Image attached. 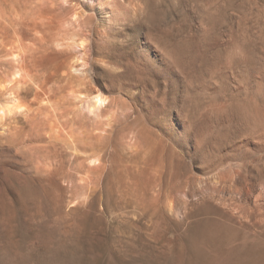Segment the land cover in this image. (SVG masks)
I'll use <instances>...</instances> for the list:
<instances>
[{"label":"rangeland","instance_id":"1","mask_svg":"<svg viewBox=\"0 0 264 264\" xmlns=\"http://www.w3.org/2000/svg\"><path fill=\"white\" fill-rule=\"evenodd\" d=\"M0 14L40 23L28 55L0 26V264H264V0H0ZM72 65L104 106L69 86ZM13 83L22 103L41 93L26 114Z\"/></svg>","mask_w":264,"mask_h":264},{"label":"bare ground","instance_id":"2","mask_svg":"<svg viewBox=\"0 0 264 264\" xmlns=\"http://www.w3.org/2000/svg\"><path fill=\"white\" fill-rule=\"evenodd\" d=\"M3 1V0H2ZM1 4H2V2H1ZM44 7V6H43ZM46 8V7H45ZM43 9V8H42ZM3 10V9H2ZM41 10V9H40ZM39 10V11H40ZM43 10H45V9H43ZM38 11V12H39ZM6 12V11H5ZM33 12V11H32ZM31 12V13H32ZM45 12V11H44ZM49 12V11H48ZM51 12V11H50ZM29 14V17H30V15L31 16H33L32 14ZM42 14H44L43 13V11L41 12ZM15 14V13H14ZM39 14V13H38ZM46 14V13H45ZM48 15H50V17L48 16ZM52 15L54 16V14H53V12H52ZM51 14H47L46 16H47V18L45 17V15H43L44 17H45V20H43V21H41V26L42 27H44V28H51L52 26H54L55 24H56V19H54L53 18V16H52ZM42 16V15H41ZM18 17V16H17ZM28 17V18H29ZM43 17V18H44ZM19 18V17H18ZM32 18V17H31ZM57 18H58V16H57ZM62 18V17H61ZM61 18H60V20H61ZM95 18V17H94ZM93 18V19H94ZM21 19V18H20ZM23 19V18H22ZM39 20H41V19H39ZM38 20V21H39ZM58 20H59V18H58ZM12 21H14V19L12 20ZM21 21V20H20ZM20 21H18V23L20 22ZM24 21V20H23ZM23 21H21V23H19L20 24V26H15V24H13V22H9L8 20H7V18L5 17V15L4 14H0V26L2 27V28H7L8 29V31H9V28H10V25L12 26V27H14V31H12V32H14L15 34V36H14V40H13V42L16 40L19 44H17V42H15L17 45H14V47H12V49L14 50L15 49V47L17 46V47H19L18 49H22L23 48V50H21L20 52H21V54L22 53H24L25 54V52H29L30 53V51L32 50V49H30V47H28L29 49H30V51L29 50H27L28 48H26V46H27V42H26V40H27V36H26V39H25V34H24V32H27V29H28V26L30 27V25L32 24V25H34V27H38L39 26V22H37V21H32V22H26V25L23 23ZM27 21V20H26ZM95 21V20H94ZM16 22H17V20H16ZM14 25V26H13ZM57 25V24H56ZM11 27V28H12ZM55 27H57V26H55ZM60 27H61V25H60ZM1 28V29H2ZM27 28V29H26ZM33 28V27H32ZM63 25H62V30H63ZM7 29H6V32H7ZM66 29V28H65ZM65 29L62 31V32H64L65 31ZM3 30V29H2ZM37 30V29H36ZM48 30V29H47ZM51 30H53V29H51ZM68 30V29H67ZM69 30H71V29H69ZM4 31V30H3ZM40 31V30H39ZM58 31V30H57ZM72 31V32H71ZM71 31H69L68 33H72V37H73V39H74V41L78 44H80V45H85L86 46V44L85 43H87V45H89L90 43H91V40H92V37H90V36H87V35H84V34H82L81 33V31L79 32L78 30H71ZM9 32H11V31H9ZM29 32V31H28ZM27 32V33H28ZM38 32V31H37ZM41 32H42V30H41ZM44 32V31H43ZM54 32V31H53ZM59 32V31H58ZM67 32V31H66ZM67 33V34H68ZM13 34V33H12ZM47 34V33H46ZM61 34V33H60ZM62 35V34H61ZM36 36V35H35ZM55 36V35H54ZM70 36V35H69ZM43 37H44V35H43ZM10 38V37H9ZM32 38H34V37H32ZM32 38H30V39H32ZM38 38H40L41 40H43L41 37H39L38 36ZM71 38V37H70ZM63 39V38H62ZM65 39H67V38H65ZM64 39V40H65ZM73 39H71V40H73ZM39 40V39H38ZM33 41L35 42L36 41V39L34 38L33 39ZM40 41V40H39ZM46 41H47V39H46ZM57 41H58V39H57ZM29 42H31L30 43V46L32 47V41L31 40H29ZM36 43V42H35ZM34 43V44H35ZM41 43V42H40ZM39 43V44H40ZM58 43V42H57ZM72 43V42H71ZM70 43V44H71ZM14 44V43H13ZM34 44H33V46H34ZM69 44V45H70ZM73 44V43H72ZM28 45H29V43H28ZM83 46H81V47H83ZM244 46V45H243ZM16 47V48H17ZM245 47V46H244ZM24 48L26 49V51H24ZM34 48V47H33ZM40 48V47H39ZM11 48H9V50H10ZM16 50V49H15ZM22 51H24V52H22ZM176 51H178V49L177 50H175V52ZM11 52V51H10ZM9 52V53H10ZM16 52V51H15ZM13 52L12 53V55L11 56H14L15 55V57H14V59L18 56V55H21L19 52ZM37 53V51H34L33 53L34 54H36ZM40 52V51H39ZM38 52V53H39ZM6 53V52H5ZM32 52H31V54H33ZM11 54V53H10ZM17 54V55H16ZM23 54V55H24ZM27 55H28V53H26ZM25 54V55H26ZM30 54V55H31ZM29 55V56H30ZM35 56V55H34ZM34 56H32V57H34ZM22 58L24 57V56H21ZM19 58L20 60L22 59V58ZM13 58V57H12ZM27 58H29L30 59V57H27ZM26 59V58H25ZM40 59V58H39ZM24 60V59H23ZM38 60V59H37ZM77 60H78V58H77ZM84 60V59H83ZM15 61H18V59H16ZM26 61V60H25ZM31 61V60H30ZM39 61V60H38ZM38 61H36V62H38ZM42 61V60H41ZM75 61V60H74ZM29 62V61H28ZM34 62V61H33ZM19 63V62H18ZM20 64V63H19ZM75 64V63H74ZM75 65H77V63L75 64ZM75 65H72V71H70L68 74H66L67 76V79H68V81H69V86L71 85L72 87H74L75 88V91L74 92H76V93H78L80 96H81V98H82V94L83 93H85L84 92V90L85 91H87V90H91L92 91V93H94V95H93V99H95V103H94V107L95 108H100V106L101 105H103L104 106V104H106V102L109 100V97L107 96V95H105V94H103L99 89H97V87H96V89L94 88H92V87H90L91 85L89 84V83H92V81H91V79H89V77H88V72L87 71H82V70H79V68L77 67V66H75ZM29 66V65H28ZM70 68V67H69ZM22 69V68H21ZM21 69H19V70H21ZM27 69H28V67H27ZM57 69H59V68H57ZM56 69V70H57ZM82 69V68H81ZM18 70V69H17ZM16 70V71H17ZM17 71V72H13V73H15V75H20V74H22V71L20 72V71ZM69 70V69H68ZM23 71H24V68H23ZM51 71V70H50ZM28 72V71H27ZM57 72V71H56ZM76 72V74H74ZM50 75V74H49ZM63 75V74H62ZM17 76V77H18ZM21 76V75H20ZM20 76H19V78H20ZM35 76V75H34ZM15 77V76H14ZM61 77V76H60ZM65 77V78H66ZM92 77V76H91ZM51 78V77H50ZM21 79V78H20ZM19 79V80H20ZM49 79V78H48ZM59 79V78H58ZM57 79V80H58ZM67 79L65 80V81H67ZM12 80H15V78L13 79L12 78ZM11 80V81H12ZM18 80V79H17ZM16 81V80H15ZM35 81V80H34ZM13 82V81H12ZM21 82V81H20ZM20 82H19V84H20ZM60 82V81H59ZM24 84V83H23ZM44 84V83H43ZM94 84V83H93ZM8 85V84H7ZM36 85V84H35ZM38 85V84H37ZM36 85V86H37ZM47 85V84H46ZM24 86V85H23ZM51 85H49V87H50ZM53 86V85H52ZM64 86V85H63ZM3 87H4V85H3ZM46 87V86H45ZM43 85H41V84H39L38 85V88H40L42 91H43V95L45 94H47V97H44L41 101H42V103H49L50 101H52V97H55V96H53L55 93H57V91H55L56 89H52L51 91H49L47 88H45ZM8 88V87H7ZM37 88V89H38ZM12 93H13V96L15 97V99L18 101L19 100V104H18V108L22 111V112H24V114H26V112H28V111H30L31 109H32V106L34 105V103L35 102H38V100L37 99H39V96H41L40 94H39V91H38V94H37V97L35 98V100L36 101H33V99H32V101L30 100H28V101H26L25 103H22L21 102V100L20 99H23V98H27L28 96H29V92L30 91H24L23 90V88L21 87V86H19V85H14V83H13V86L12 87H10V88H8ZM33 89V88H32ZM7 91V90H6ZM52 91H53V93H52ZM11 92H10V94H11ZM27 94V95H25V94ZM31 93V92H30ZM36 95V94H35ZM85 95H87L86 93H85ZM31 96V95H30ZM92 97V96H91ZM30 97H28V99H29ZM41 98V97H40ZM83 99V98H82ZM27 100V99H26ZM93 106V105H92ZM113 106V105H112ZM111 107V106H110ZM12 110V109H11ZM111 110H109L107 107L106 108H103V109H101L100 111H99V115H102V116H105L106 114H108L109 112H110ZM112 114V113H111ZM60 124V123H59ZM58 123H56V122H51L48 126H49V129H50V131H52L53 133L55 132V133H58V132H62L64 129L62 128L63 127V125L62 126H60ZM65 126V125H64ZM83 126H84V124H83ZM97 126H103V124L101 123V124H99V125H97ZM85 127H87L86 125H85ZM105 127V126H104ZM259 127V126H258ZM259 129V128H258ZM260 129H262V128H260ZM264 129V128H263ZM51 133V132H50ZM52 134V133H51ZM93 162L94 161H96V159H93L92 160Z\"/></svg>","mask_w":264,"mask_h":264}]
</instances>
